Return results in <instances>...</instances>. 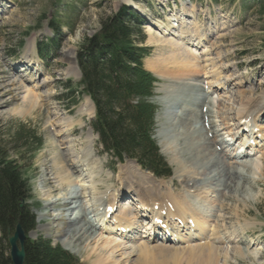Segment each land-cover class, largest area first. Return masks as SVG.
I'll use <instances>...</instances> for the list:
<instances>
[{"label":"rangeland","instance_id":"374dc122","mask_svg":"<svg viewBox=\"0 0 264 264\" xmlns=\"http://www.w3.org/2000/svg\"><path fill=\"white\" fill-rule=\"evenodd\" d=\"M248 1L251 0H0V140L7 141L10 137L12 139L19 138L20 141L10 144L11 147L24 145L32 136L41 140L40 150L34 156L33 161L29 160L32 154L31 143L28 146V151H26L27 148H24L27 153L22 156V161L17 160L18 158L16 159L14 156L11 158L16 160L20 170L29 178L33 198L26 205H37L38 209L34 211L37 218L47 213L48 209L45 210L44 208L47 199L34 188L33 179L39 174L45 173L43 164L48 160L50 136L59 129L55 126L54 115L50 113L55 112L54 107H57L59 114L66 113L72 119L74 134L68 137L76 140V144L82 141L80 142L82 148L91 146L90 150L94 154V185H103L102 189L98 191L100 195L104 193V197H106L108 196L107 192H110L109 194L117 193V191L123 190V187H129L127 191L125 190L123 200L136 198V196L139 198L138 195L145 198L144 193V195L139 193L137 182H134L136 178L134 180L131 176L132 173L137 174L136 170L148 173L157 180L156 184H158V180L166 183L169 189H166L165 193L177 194L181 182V179L178 178L184 171L175 170L172 160L175 159V155L178 159L177 153L181 154V152L188 153L185 156L188 159L192 154L191 147L194 148L193 144H190L185 138L193 136L192 143L196 140L194 142L196 147V145H203L212 140L209 136H212L214 131L218 135L216 140L218 138L219 141H222L223 138H228V147H230L233 135L225 129L222 130L221 127L224 123L231 124L229 120L234 118V107L242 104V108H245V98L250 94L256 101L254 107L248 112V120L245 122H248L250 126L254 124L255 120L256 124L264 127V18L260 17L251 2L246 4ZM130 2L134 6H138L146 22H148L146 29L148 28L149 31L145 32L146 40L143 46L151 47V53L143 60L144 66L147 59L165 58L169 54V48L162 49L159 44L164 39L172 38L171 35L175 33L174 38L181 42L178 39L180 35H177L178 30L180 31L178 27L184 23L183 26L188 31V39H192L196 31L207 38L205 45L209 50V58L217 60L213 62L216 64V70L221 72L218 82L224 83L225 88H228V91L217 90V92H212L213 88H209L207 84L208 78L215 82L211 78V74H201L195 78L186 77L184 81L175 82L171 79L164 80L165 78L159 73V70L147 68L157 77L156 82L160 85L159 87L155 86L156 99L153 102L158 105L159 117L163 119L160 118L161 121L159 124L157 123L154 135L156 136L160 132L159 139L161 142H165L169 151L168 158H163L169 169H172L171 176L168 178H156L143 167L141 169L133 161L134 159L126 158L123 163H114L116 165L113 166L101 150L97 138L91 130L92 117L88 118L85 112L80 110L82 106L84 108L89 107L91 101L85 94L78 92V88H74L80 80L76 71V57L83 40L99 29L101 19L113 15L124 3ZM54 21L60 23L58 29L51 25V22ZM168 28L172 29L169 36L166 31ZM150 35L154 42H149ZM51 39L54 40V46L45 52L42 59L38 54V45H48V41ZM21 41L23 44L18 47ZM186 42L187 45L192 43L191 40ZM188 49L200 58L201 52L204 51L203 47L189 46ZM13 52H18V54H15L14 58L9 57ZM218 56L221 57L218 58ZM26 65L30 66L28 67L30 75L23 78V75L27 74L24 72L27 69ZM240 78L245 79L246 84L240 87L233 85ZM45 80L47 81L45 82ZM14 82L15 84L11 85ZM44 83L45 85H43ZM70 84L74 90L68 89ZM36 85H43V87L34 88ZM161 87L162 89H160ZM158 89L160 92H157ZM9 90L14 94L13 96L7 94ZM39 95L44 97H39ZM15 96L16 99L14 100ZM47 96H49L48 101L45 100ZM29 97L37 98L38 105L26 111ZM206 97L209 98L208 100L212 98L216 102L222 100L220 103L225 102L223 106L228 108L217 111L216 104L214 107L209 105L210 103L204 104ZM233 101L235 103L231 104ZM256 113L262 117L261 121H257L258 115ZM189 114H193V117L197 115V118H194L190 123L189 129L184 130L180 120L188 118V116L192 118ZM221 119L224 122H221ZM49 122L53 123L54 127L49 126ZM241 123L242 121L238 122V126H242ZM258 134L261 132L259 131ZM84 139L90 143L86 142L85 144ZM8 143L11 142L8 141ZM156 143H158L157 140ZM237 146L238 143L234 145V150H237ZM250 149L252 148L250 147ZM253 149L257 151L252 153V156L239 160L251 161V167L246 171L237 167L238 173L242 174L244 180L237 177L235 179L237 185L232 187L233 184H231L232 190L230 192L229 189L225 190L224 182L220 181L217 168L210 165V163L216 164L217 159L222 158L213 147L212 151H217L216 154L208 156L200 162L203 167L201 168L206 173L198 181V186L203 188L200 191L201 197L198 199L204 200V196L208 195L209 197H206L208 204L203 206L197 201L194 206L195 201L189 202V195L187 197V205L190 206V209L189 206L186 207L189 211L194 212L193 214L196 216L203 217L205 215L210 231L217 226L221 238L225 240L224 246L228 250L241 248L244 254L253 251L260 253L257 259L250 261V259L245 258L239 260L231 252L227 257L228 264H264V142L262 141L257 148ZM159 150H161L160 147L158 152ZM25 151H20V153ZM160 152L159 155L162 153ZM190 166L189 162H185V168ZM231 166L234 167L230 164L229 168H232ZM42 168H44V173H40ZM201 168L200 165L195 166V169L200 170ZM208 168L210 169L208 170ZM181 169L184 170V168ZM171 179L176 180L174 186L170 182ZM192 184L190 183L189 187ZM226 184L228 187L229 182ZM44 186L46 188V183ZM213 186L219 187L221 194L216 190L214 191ZM210 187L212 190H209ZM67 193L69 197L74 196V194ZM179 195L182 197V192ZM96 196H98L97 193L94 194V197ZM222 196H230L231 199H224ZM53 197L56 198V195ZM156 199L159 200L157 197ZM66 202L70 205L72 201L67 199L63 207H65ZM121 204L124 203L121 202ZM142 206L143 208L158 207L160 213L165 211V204L162 205L160 202L142 203ZM234 210L236 214H233L235 213ZM55 214L53 212L52 215ZM69 215L70 212H67L65 217L67 218ZM81 215L83 213H79L78 216ZM89 218L94 222V230L81 242L74 243V247H65V239L54 240L47 237L44 231L38 232L35 236H32L31 233L30 238H43L48 240L51 246L70 249L67 250L71 251L78 264H133L145 259L141 251V246L145 244L144 239L139 241L137 238L138 241L132 242L125 238L116 237L113 230L102 233L98 229L102 222L96 216ZM51 221L52 218L44 216L40 224L44 225ZM81 224L85 225L87 222H81ZM37 226L33 233L36 232ZM88 226L85 225L83 228H88ZM237 238L243 239L241 244ZM200 242L203 243V241ZM113 243H122L121 251L114 253L109 251ZM149 243L147 244L149 245V252H153L152 261L162 264L188 263L183 248H187L191 244L181 245L180 248L175 247L179 248L174 249L177 252L175 254L170 247L157 246L159 242L150 241ZM159 247L163 248L162 251L158 249ZM99 258L103 260L100 263L98 262Z\"/></svg>","mask_w":264,"mask_h":264},{"label":"bare ground","instance_id":"6f19581e","mask_svg":"<svg viewBox=\"0 0 264 264\" xmlns=\"http://www.w3.org/2000/svg\"><path fill=\"white\" fill-rule=\"evenodd\" d=\"M183 25L184 23H181V26L178 27L180 28V31L178 30V34L177 33L176 34L180 35L178 39L181 42L183 41L185 44L184 43L182 44L181 42H179L178 40L174 38L175 33L174 35H171L172 38L164 39L163 42L158 41L160 42L159 44L161 45L162 49H166L167 47L169 48V54L165 58L159 57V58H154V59L153 58L147 59L145 63L146 70L147 68H150L152 70H159V73H161L163 77L165 78L164 80L171 79V80H175V82L179 80L184 81V78L186 77L195 78V77H199V75L201 74L203 75L211 74V78L215 80V82L210 81V78L208 77L207 78L209 80L207 81L206 78L205 80L207 81L209 88H213L212 92L214 91L217 92V90L228 91V88H225L224 83L222 84L218 82L220 81L219 76L221 72L216 70V64H214L215 62H213L217 60L215 58L214 59L209 58L210 56V54H208L209 50L207 46H205L207 42V38L204 35L201 36L196 31L195 36L192 39H188V31L185 30ZM145 30L146 32L149 31L148 28ZM166 31L168 32V36H169V33L170 31H172V29L168 28L166 29ZM167 32H165V34H167ZM190 40L192 41V43L187 45L188 43L186 41H190ZM150 41L154 42V39L151 37V35L149 37V42ZM199 45H202V47H204V51L201 52V58L196 57L193 54L192 50L188 49L189 46L197 47ZM220 57L221 56H218V58ZM26 66H27V69H25L24 72L27 74L23 75V78L24 76L30 75V73L28 72L29 71L28 67L30 66L28 65ZM207 70L209 71L208 73H207ZM46 81L47 80H45V82ZM14 84L15 82L12 83L11 85H14ZM214 84L216 85L214 86ZM245 84L246 82H245V79L243 78H240L233 83V85L238 86V87L243 86ZM43 85H45V83ZM43 85L42 86L36 85L34 88L40 89L43 87ZM159 86L160 85H158V87ZM160 89H162V87ZM157 92H160V90L158 89ZM8 93L9 95H12V96L14 95L12 94L10 90L7 92V94ZM39 97H44V96L39 95ZM48 98L49 96H47L45 100L48 101ZM15 99H16V96L14 97V100ZM208 99L209 98L204 99V104L210 103L209 105H213V107L215 106L214 104H216L215 108H218L217 111H221L222 109L228 108V107L223 106V103L225 102L220 103L222 100H218L216 102V101H213L212 98H210V100ZM245 99H246L245 108H242V104H239V106L237 105L236 107L232 105L234 107V113H235L234 118L232 117L229 120L231 121V124L224 123L223 125L224 129L229 131L230 132L229 134H232L234 136H236V134L241 129H243V127L246 125L245 120H248L247 114L254 107L253 105L256 101V100L254 101V98H252L251 94ZM228 101H230V99H228ZM27 103H28V109L26 111H29L30 109H33L37 107L38 105L37 98H33V97H29V99L27 100ZM234 103H235L234 101L231 102V104H234ZM53 109L55 112H50V113L54 115L55 126L59 127V129L57 132L55 133L53 132L51 134L52 136H50V142H49L50 150L48 151L49 156L47 157L48 160L44 162L43 164V167H45V179H44L45 181L44 182L46 183V190L44 192V197L47 199L45 200L46 205L44 208L45 210L48 209V211L47 213H45V215L39 216L37 218V223H38L37 230L34 233L32 232V236H35V234H37L40 231L41 232L44 231L47 237L52 238L54 240H62V239L64 240L65 239V245H64L65 247L66 246L74 247V243L76 244V243L81 242L95 228L94 222L88 217L89 215L93 216V218L95 216L99 218V220L102 222L104 226L101 229L99 227V231L102 233H105L106 230L104 228H107L106 227L107 224L105 226V223H104L107 217L106 215H109L110 214L109 211L116 207L117 212L113 214L112 216L113 220H115L119 228L126 230V232H130L134 228H139L138 223L142 216L139 209L143 208L141 204L142 203L147 204L148 202H151V203L160 202L162 205L165 204V211L168 213L167 216L168 218H171L172 221L176 218H178L182 222L188 221V219H192V222L195 224L192 229L188 228V225H184L185 230L183 231L177 230L175 233L176 241H174V239H171L169 244H167L165 243V241L161 240L160 241L161 243L157 244V246H164V248L170 247L171 251H173L176 254L177 252L175 250L181 247L180 244H182L183 242H193V244L189 243L191 245L187 246V248H183L184 253H186L185 256L187 258V262H188L187 264H220V263L228 264L229 262H227L228 260L227 257L231 254V252L234 253L235 254L234 257L239 260H242L243 258H245V259H250L251 261V259H257L260 256V253L258 251H253L249 253L246 252L244 254L241 248L240 249L230 248L228 250V248L224 246L225 240L221 238L220 232L217 226H215L212 229V231H208L205 228L206 222L204 220H202L201 222L200 218L197 216H194L191 212H189V209L186 207V206H189L187 205L188 195H189L188 197L189 202L193 200L196 203L198 201V203L202 205L208 203V200L206 199V197H209V196L205 195V193H204L205 195L204 200L198 199L199 197H201L200 191L201 189H203L202 187L198 186V181L200 180L201 177H204L206 173V171L202 169L203 167L201 166L200 162L203 161L208 156L216 154V152L212 151V148L218 145L217 140H216V137H218V135L215 132L213 133V137L211 138L212 140L208 141L206 144H203V145H199V146L196 145V147L194 145V142L196 140H194L192 143L193 136H187L185 138L187 139L186 141H188L190 144H193L192 146H194V148L190 146L191 152L193 155L190 154L189 158L187 159L185 158V156L188 153L181 152V154L177 153L179 155L178 159H177V155H175V159L172 160L174 162L173 165L175 167V170L178 169V171H184L181 173V175L178 178V179H181V182L179 184L180 188H179V191H177L178 195L177 194L172 195L171 192L169 194L165 193V190L169 189L166 183L158 180V184H156L157 180L153 179L148 173L141 172L138 170H136L137 174L132 173L131 174L132 178L134 180L136 178V181L134 180L133 181L137 182L139 193L145 194V195L143 194L145 198L141 197L140 195H138L139 198L136 196L137 202L135 204V208L132 209L129 207L128 202H123L124 204L122 205L121 202L119 201V198L125 195L124 194L125 190L127 191L129 187H123L124 189L117 191V193L109 194L110 192H107L108 196L106 197H104V193L100 195V192L98 191L102 189L103 185L101 186H98L97 184L94 185V159H93L94 154L90 150L91 146L89 147L88 145L87 147L82 148L81 147L82 145L80 144V142L82 141L76 144V140L70 139L68 136L71 137L72 134H74L73 133L74 124L72 122V119L69 116H67L66 113L59 114L57 107H54ZM80 110L85 112V115H87L88 118L92 117V114H93L92 104H90V106L86 108L82 106ZM258 114L260 113L258 112ZM189 115L192 118L188 116V118L180 120L181 125H183L184 130L189 129L188 126L190 125V123L193 121L194 118H197V115H195L194 117H193V114H189ZM259 117L260 116L258 115V118ZM160 118L163 119L162 117H159V115L156 117V123L159 124V122L161 121ZM258 118H257V121H261L262 117H260V120ZM240 121H242V123L240 124L242 126H238V122ZM221 122H224V121L221 119ZM254 123H256L255 120H254ZM48 124H50L49 126L54 127L53 123L49 122ZM204 127H205V124H204ZM254 127L256 128L258 126H254ZM258 129L257 130L259 132L260 130L264 128L260 127ZM260 132H261L260 136L264 135L263 130ZM159 135H160V132L155 136V139L158 142L157 145L161 148V152L163 153V155L168 158L169 151L166 148L165 142L160 141ZM258 137L259 136H255V140ZM87 139H84L83 141L85 144L86 142H89ZM248 142L249 141H247V143ZM77 147L78 149H76ZM221 153H223V148H221ZM182 161H183V164H181ZM185 162H189L191 166L189 168H185ZM197 165H200V168L201 167L202 168L200 170L195 169V166ZM210 165L211 167L217 168L219 179L221 182H224L223 185H224L225 190L227 189H229V191L232 190L231 184H233L232 187L236 185L235 179L237 177H240L242 180H244V178L238 174L236 169L229 168L230 164H228L227 162L221 159H217L216 164L210 163ZM232 165H237V163L236 162L232 163ZM180 167L184 168V170H182ZM209 169L210 168H208V170ZM175 181L176 180L174 179H171L170 181L171 183H173V186L175 185L174 184ZM226 182H229L228 187L226 186L227 185ZM190 183H193L192 184L193 186L191 185L189 187ZM69 188L71 189L75 188L77 190L74 193V196L69 197L67 193L69 191ZM209 190H212V189H209ZM180 192H182L183 194L182 197H180L179 195ZM95 193H97L98 196L99 195L100 196L94 197ZM206 194H207V191H206ZM54 195H56V198L53 197ZM156 197L159 198V200L156 199ZM222 198L228 199V200L231 199L230 196H222ZM67 199L69 201H72L71 202L72 208L68 209V212H70V215L69 217L66 218L65 214L67 213V211L66 213L64 211L63 213H61L58 210L63 207ZM66 205H69V203L67 204L66 202ZM169 205L171 209H167V206L169 207ZM227 209L230 210V208H227ZM53 212H55L56 214L52 215ZM79 213L81 214L83 213V215L78 216ZM233 214H236V211ZM44 216L52 218V221L48 222L47 224L41 225L40 223L42 221V218H44ZM81 222L82 223L87 222V224L85 225H89L88 228H83L85 227V225L81 224ZM147 230H150L149 225L148 227L145 228V231ZM115 236H118V233L115 234ZM120 236L122 235L120 234ZM139 238H140L139 240L145 239V241H143L145 244L141 246L142 255L145 259L143 258L144 260L137 261L133 264H162L159 262L152 261L153 252H149L150 251L149 245H147V244H150L149 243L150 238L148 237L145 238V236H142ZM201 238H203L202 240L203 243L200 242ZM90 239L88 240L90 241ZM197 240H199L198 241L199 243H196ZM121 245L122 243H113L109 251L113 253L121 251L120 249L122 247ZM175 247H179V248H175ZM158 249L162 251L163 248L159 247ZM102 261L103 260L99 258L98 262L100 263Z\"/></svg>","mask_w":264,"mask_h":264},{"label":"trees","instance_id":"16d2710c","mask_svg":"<svg viewBox=\"0 0 264 264\" xmlns=\"http://www.w3.org/2000/svg\"><path fill=\"white\" fill-rule=\"evenodd\" d=\"M250 2L264 18V0ZM54 22L51 25L58 29L60 23ZM99 24V29L83 40L77 53L81 73L79 87L95 107L92 129L105 153L115 161L122 163L126 158L134 159L155 176H168L170 170L151 138L156 109L150 98L155 78L143 68V60L151 53L143 46L144 21L127 6H121L113 15L101 19ZM48 43L38 45L40 56L53 48L54 40ZM30 138L24 145L14 147L10 144L19 142V138L0 140V264H11L7 236L14 231L16 224L19 223L25 233L35 228L31 208L25 204L19 208L22 200L29 199L30 185L16 160L11 159L14 156L21 160L31 143L29 160H33L40 148V139ZM24 248L25 264H77L61 248L52 247L42 238L27 239Z\"/></svg>","mask_w":264,"mask_h":264},{"label":"water","instance_id":"95a60500","mask_svg":"<svg viewBox=\"0 0 264 264\" xmlns=\"http://www.w3.org/2000/svg\"><path fill=\"white\" fill-rule=\"evenodd\" d=\"M21 206V204H20ZM25 234L20 225H17L12 235L8 237L10 247V259L12 264H23L25 259L24 252Z\"/></svg>","mask_w":264,"mask_h":264}]
</instances>
